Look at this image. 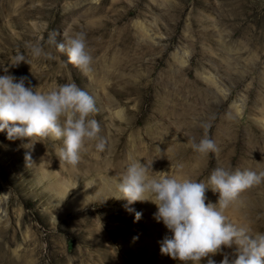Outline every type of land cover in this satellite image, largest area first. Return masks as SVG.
Segmentation results:
<instances>
[{
	"label": "rangeland",
	"instance_id": "1",
	"mask_svg": "<svg viewBox=\"0 0 264 264\" xmlns=\"http://www.w3.org/2000/svg\"><path fill=\"white\" fill-rule=\"evenodd\" d=\"M114 4L93 14L100 0H0V75L7 68L41 91L76 83L93 97V118L108 142L104 153L92 142L76 166H61L62 140H9L0 132V264H180L157 252L171 235L154 217L157 206L118 198L128 164L148 162L154 172L205 182L217 167L264 170V0ZM78 32L94 57L87 73L49 43L52 34L62 43ZM37 42L52 59L31 56L28 46ZM18 52L29 63L10 65ZM203 124L219 154L192 149ZM117 154V178L102 174L115 189L81 205L84 187L102 177H83L88 166L114 169ZM218 196L209 189L206 203ZM226 214L264 233V183L241 192ZM213 259L219 264L223 254Z\"/></svg>",
	"mask_w": 264,
	"mask_h": 264
},
{
	"label": "clouds",
	"instance_id": "2",
	"mask_svg": "<svg viewBox=\"0 0 264 264\" xmlns=\"http://www.w3.org/2000/svg\"><path fill=\"white\" fill-rule=\"evenodd\" d=\"M56 35H50L49 43L67 54L68 63L89 72L94 57L86 34L65 35L62 43L56 42ZM28 47L33 58H53L40 42ZM21 62L29 63L25 54L18 52L10 65L18 66ZM4 71L0 75V132L7 130L9 140L33 137L62 140L63 146L58 149L61 166L65 163L76 166L92 142L97 152H105L108 142L100 134L99 121L93 118L98 109L85 90L72 82L41 91L40 86H31L27 77L8 74L7 68ZM202 127L205 135L198 143L195 138L190 139L192 149L202 155L219 154L217 143L207 135L210 125ZM261 183L264 170L217 167L205 182L179 172L175 175L171 171L154 172L152 164L137 160L126 167L118 185L122 193L118 198L126 199L129 205L150 201L157 206L155 219L162 221L171 233L160 242V252L182 264H201L204 258L207 264H217L213 259L217 254H223L219 264H264V233L235 224L226 214L241 192ZM209 189L219 194L216 203H206ZM141 216V212H135L137 221ZM233 246L231 254L224 252Z\"/></svg>",
	"mask_w": 264,
	"mask_h": 264
},
{
	"label": "bare ground",
	"instance_id": "3",
	"mask_svg": "<svg viewBox=\"0 0 264 264\" xmlns=\"http://www.w3.org/2000/svg\"><path fill=\"white\" fill-rule=\"evenodd\" d=\"M93 0H91V2H92ZM109 4L110 5V8H106V6H105V4ZM113 5H115L114 4V0H100V6H99V8L98 9H96V10H94V13L93 14H95L96 12H103V13H109L110 11H111V8H112V6ZM113 9V8H112ZM106 15V14H105ZM106 20V19H105ZM105 24H104V27H106V26H108L109 24H111V21H105L104 22ZM125 39L126 38H123V39H121V42H120V44L122 45V44H124L126 41H125ZM129 53H131V52H129ZM130 57L132 58V59H138V57L137 56H133L132 54L130 55ZM116 145V144H115ZM115 145H114V148H115ZM118 146V145H117ZM47 157H49V156H47ZM50 159H51V157H50ZM49 159V160H50ZM115 160L113 161L114 162V166H113V168L114 169H110V168H102V167H98V166H88V169L84 172V176L83 177H89L90 178V176H92V175H94V174H96V175H101L102 176V174H104V175H106V176H108V178L109 177H112V178H114V177H116L117 175H118V172H121L122 171V162L119 160V158H118V154L117 155H115V158H114ZM145 159H148V157H146ZM122 160V159H121ZM112 160H110V162H111ZM109 161H108V165H109V163H110ZM112 162V163H113ZM107 162H105V164H106ZM124 163V162H123ZM109 167V166H108ZM112 168V167H111ZM74 170V169H73ZM125 170V169H124ZM69 171V170H68ZM75 171V170H74ZM75 172H78V171H75ZM80 173V172H79ZM62 174V173H61ZM65 174H67V173H65ZM72 174V173H71ZM77 174V173H76ZM50 176V175H49ZM76 176V175H75ZM75 176H73V177H75ZM52 176H50L49 178H51ZM78 177H80V176H78ZM108 178H104L103 176L101 177V178H96L95 179V182H94V186L93 187H90V186H86V187H84V191H82V195H83V198L82 199H80V204L82 205L83 203L85 204V203H89L90 202V200L92 199H97V198H105L106 196H107V192L108 191H111V190H113V189H115L114 188V186L113 185H110L109 183H108ZM117 178V177H116ZM108 179V180H107ZM115 180V179H114ZM63 191V190H62ZM61 191V192H62ZM118 205L116 204V203H114V204H112L111 205V207L112 208H115V207H117ZM160 246V245H159ZM158 252V254L159 255H162V256H164L163 254H161V252H160V250L159 251H157ZM179 263L180 264H182V262H180L179 261Z\"/></svg>",
	"mask_w": 264,
	"mask_h": 264
}]
</instances>
